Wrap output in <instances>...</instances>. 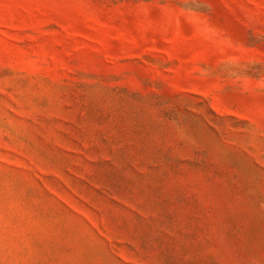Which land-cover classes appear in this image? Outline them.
<instances>
[{
  "label": "rangeland",
  "instance_id": "374dc122",
  "mask_svg": "<svg viewBox=\"0 0 264 264\" xmlns=\"http://www.w3.org/2000/svg\"><path fill=\"white\" fill-rule=\"evenodd\" d=\"M0 264H264V0H0Z\"/></svg>",
  "mask_w": 264,
  "mask_h": 264
}]
</instances>
